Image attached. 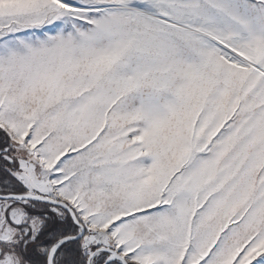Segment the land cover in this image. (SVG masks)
<instances>
[{
  "label": "snow or ice",
  "instance_id": "1",
  "mask_svg": "<svg viewBox=\"0 0 264 264\" xmlns=\"http://www.w3.org/2000/svg\"><path fill=\"white\" fill-rule=\"evenodd\" d=\"M0 264H264V0H0Z\"/></svg>",
  "mask_w": 264,
  "mask_h": 264
}]
</instances>
